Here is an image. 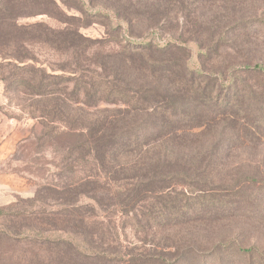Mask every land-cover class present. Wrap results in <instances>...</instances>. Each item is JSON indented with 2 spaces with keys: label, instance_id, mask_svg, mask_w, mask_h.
Wrapping results in <instances>:
<instances>
[{
  "label": "rangeland",
  "instance_id": "rangeland-1",
  "mask_svg": "<svg viewBox=\"0 0 264 264\" xmlns=\"http://www.w3.org/2000/svg\"><path fill=\"white\" fill-rule=\"evenodd\" d=\"M255 20H264V0H0V75L11 70L8 64L50 73L76 64L96 69L93 59L120 52L125 39L151 44L154 55L159 54L158 47L166 50L167 42L182 39L183 50L167 48L170 59L186 60L189 69L227 76L231 67L264 65V35H245L242 29V22ZM95 40L102 44L85 47ZM249 78L254 88L264 86L262 79ZM163 82H168L165 75ZM5 90L0 79V264H120L82 259L65 243L68 229L78 241L101 239L111 254H129L140 235L134 234L132 220L124 214L132 215L139 203L117 200L99 180L105 173L88 155L86 129H72L40 111L32 113L28 106L34 99L8 96ZM263 93L257 95L259 100H264ZM98 109L118 108L101 103ZM201 110L209 109L200 107L185 126L196 133L189 173L205 185L171 186L185 195L229 194L239 205L243 192L255 193L250 183L243 188L241 180L264 178V130L250 123L247 134L235 141L238 147L205 155L202 144L219 126L229 125L222 118L206 119ZM203 158L207 161L199 169L197 160ZM87 177L90 181L85 183ZM240 206L222 217L188 216L157 239L177 246L234 239L243 248H258L264 256V215L258 218L253 209ZM70 208L78 218L67 216ZM9 230L14 234L10 236ZM39 232H44L42 238L37 237ZM261 255L255 264H264Z\"/></svg>",
  "mask_w": 264,
  "mask_h": 264
},
{
  "label": "trees",
  "instance_id": "trees-1",
  "mask_svg": "<svg viewBox=\"0 0 264 264\" xmlns=\"http://www.w3.org/2000/svg\"><path fill=\"white\" fill-rule=\"evenodd\" d=\"M242 29L245 35H264V20L242 22ZM125 41L120 52L96 56L92 62L96 69L76 64L69 70L61 68L50 73L41 67L8 64L11 70L0 75L8 96L25 94L34 99L28 106L32 113L40 111L45 117L57 119L72 129H86L88 142L84 145L88 155L105 173L99 180L116 194L117 200L131 198V203H139L135 207L138 212L124 214L132 220L134 234L140 235L138 244L129 254H111L101 239L98 243L87 238L78 241L71 228L65 243L82 259L90 261L255 264V259L261 255L258 248H243L234 239L206 243L196 240L187 246H177L167 239L158 241L157 235L188 216H195V220L222 217L241 203V208L253 209L256 217L264 215V178L247 176L241 180L243 188L250 183L255 193L243 192L239 205L229 194L185 195L171 186L186 184L192 189L197 183L205 185L203 180L189 173L192 171L188 169V162L194 158L192 138L196 133L194 128L185 126L193 121L192 115L200 107L209 109L206 113L201 110L206 119L222 118L221 122L227 121L229 125L227 128L219 126L218 133L216 131L211 140L202 144L200 150L205 155L238 147L235 141L241 133L247 134L250 123L264 130V100L257 97L264 86L254 88L248 84L249 77H258L264 82V65L231 67L227 76L213 75L200 68L189 69L186 60L178 62L166 55L167 48L183 50L186 42L182 39L167 42L166 50L158 47V55L150 53L151 44ZM90 43L85 47L102 44V41ZM164 75L168 82H163ZM150 76L154 77L149 80ZM101 103L118 109H98ZM204 161L207 160H197L199 169H204ZM127 171L130 173L125 174ZM110 173H114L111 178ZM89 179L85 178L84 182L88 183ZM67 216L78 218L73 208ZM8 234L11 236L14 232L9 230ZM43 234L39 232L37 237L42 238ZM143 235L147 238L142 239Z\"/></svg>",
  "mask_w": 264,
  "mask_h": 264
}]
</instances>
